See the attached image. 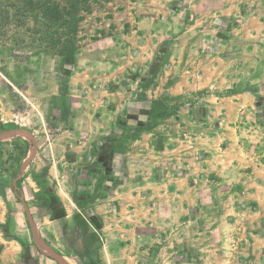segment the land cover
<instances>
[{
    "label": "crops",
    "instance_id": "obj_1",
    "mask_svg": "<svg viewBox=\"0 0 264 264\" xmlns=\"http://www.w3.org/2000/svg\"><path fill=\"white\" fill-rule=\"evenodd\" d=\"M107 3L112 15L105 16V8L96 12L101 18H95L100 24L95 27L96 33L103 29L110 35L101 49L84 48L70 64L78 69L69 71L66 82L84 84L90 92L76 119L55 121L57 134L51 139L46 134V143L32 129L7 126L0 115V145L26 146L13 177L4 172L0 180V264H35L37 256L50 263L57 256L75 260L79 254L69 242H76L82 254L94 253L102 264L134 258L153 246L181 258L179 264H259L264 259V159L258 145L250 149L242 139L251 113L257 114L258 82H246L237 92L206 94L204 102L179 101L163 118L174 142L155 147L142 133L150 131L141 126L155 99H183L204 86L223 85L202 79L221 55L227 58L224 76L232 69L255 72L264 66V0ZM92 4L93 13L98 8ZM222 25L229 30L216 44ZM155 73L154 82L135 86L141 75ZM6 80L0 73V82ZM129 126L142 134L127 136L125 149H119ZM197 126L204 127L205 145L194 154L191 139H183L180 131ZM37 159L47 164L42 179L31 171ZM76 159L83 163V178L74 190L70 181L67 187L64 165ZM97 177L98 186L85 183ZM205 194L220 196L219 202L203 203ZM237 210L243 216L236 219L231 212ZM212 211L239 228L241 238H152L150 232L151 238H134L138 222L149 231L189 222L199 231L200 212Z\"/></svg>",
    "mask_w": 264,
    "mask_h": 264
},
{
    "label": "rangeland",
    "instance_id": "obj_2",
    "mask_svg": "<svg viewBox=\"0 0 264 264\" xmlns=\"http://www.w3.org/2000/svg\"><path fill=\"white\" fill-rule=\"evenodd\" d=\"M107 1L0 0V73L7 78L5 82H0V115L6 119L7 126L32 129L40 139L44 138L48 143L49 139L53 137L52 135L57 134V130L53 129L56 127L55 121L66 122L70 119H76L80 109L85 108L84 104L90 102V92L86 85H71L70 82L66 81L69 71L78 69L75 65L73 66V63L70 64L79 52L84 48L101 49L105 43V37L108 38L110 35L109 32L104 34L103 29H100L102 32L96 33L97 27H95L98 23L95 22V18L96 21L101 18L96 12L105 8V16L112 15L110 12L112 10L111 4ZM72 2H75L77 9H79L76 13L79 16L76 24L70 23L71 17L65 14L64 10H61L66 8V11L72 12L69 8ZM91 3L98 8L93 13L90 10ZM54 5L59 6V14H54L52 9ZM82 6H86L87 10H82ZM98 25L100 24L98 23ZM73 30L76 32L73 33ZM228 30L225 25L219 28L215 34L216 44L220 41L218 39L220 34L222 32L224 34ZM68 37L72 38L77 49L70 55H63L60 51L63 50L62 46L66 44ZM226 59L222 55L215 58L214 70H205L202 76V79H208L210 82H225L223 85L214 83L213 86H204V88H200L192 94L184 95L183 99H179L180 96H162L155 99H162L160 106L155 105L153 107L144 125L141 126L145 131H150L142 133L148 134L147 136H149L155 147H159L164 141H175L173 138L170 139V134H166L169 128L164 124V116L158 115L161 110L169 115L174 111L179 101L184 103L186 100L191 101L193 98L196 100L203 98L202 102H204L206 94L224 95L240 91L248 86L246 82H258L262 91L258 100V109L254 111L257 114L251 113L250 122L246 125L247 131L243 132L242 139L249 142L250 149L251 147L257 149L254 145H258L260 156L264 159V66L260 70H255V72L236 68L224 76V70L221 69L224 68ZM155 77L156 73L148 75V77L141 75L139 78L140 83L135 84V86L143 88L144 85L154 82ZM130 78L135 79L134 76H130ZM200 127H193L192 130L189 128V131L185 129L180 131L183 139H191V149L194 154H197L199 150H203L205 145L203 141L205 130L204 127L199 130ZM141 128L129 126L124 130L119 149H125L127 136L128 138L130 136L140 137L142 134L140 133ZM46 134H48V140ZM185 135H188V137ZM175 136H178L176 132ZM256 139H259L258 143L253 142ZM19 145L18 151H14L12 147L0 145V180H4V172L8 174L11 170H16L19 162H16L15 156L18 157L19 152L24 149L23 143L19 142ZM147 153L148 156L152 154ZM43 163L37 159L31 169L36 175H40V179L46 174L47 164ZM82 164L77 159L66 165L63 164L67 173L64 178L67 187L70 181V183H74L73 189H78L80 180L83 178H81ZM94 179L85 180V183L90 181L93 185L98 186L100 179L98 177ZM219 197L205 194L202 196L201 201L203 203L219 202ZM218 213L220 214V212ZM219 214L215 216L214 211L200 212L199 220L202 228L199 231L189 222L184 223L182 227H157L151 231H149V228L142 227L143 225L140 226L138 222L137 226L140 227L133 226L134 238H151V233H153L152 238H241L239 228L229 227L227 222L219 217ZM241 214L242 212L238 210L231 212V216L236 219L243 216ZM138 215L141 216L142 212L139 211ZM234 222L238 224L237 221ZM114 230L111 229V231ZM93 232L100 238L99 234L96 233L97 231ZM149 232L151 235H148ZM99 233L102 235L101 231ZM69 244L71 247L75 246V253L79 254L78 257L80 258L77 257L73 260L68 257L57 256V260L50 263L47 259L37 256L35 264H102L100 259L94 258V253L82 254L76 242H69ZM92 248V246L89 247V249ZM223 248L225 249V247ZM184 251L189 255L191 253L188 249H184ZM147 252L134 258L114 259L113 264H179L180 261H183L177 256L163 255L164 252H161L159 247L156 246L151 247ZM259 264H264V259Z\"/></svg>",
    "mask_w": 264,
    "mask_h": 264
},
{
    "label": "trees",
    "instance_id": "obj_3",
    "mask_svg": "<svg viewBox=\"0 0 264 264\" xmlns=\"http://www.w3.org/2000/svg\"><path fill=\"white\" fill-rule=\"evenodd\" d=\"M69 8L72 10V12H68V11H66V8H62L61 10H64L65 11V14H68L71 18H70V20H71V22L70 23H72L73 22V24L75 23L76 24V22L78 21V19H79V16H77L78 14H76L77 12H78V10L79 9H77V7H76V4H75V2H72L70 5H69ZM53 9V11H54V14L56 15V14H59V6H57V5H54V7L52 8ZM82 10H87V7L86 6H82ZM71 27H72V25H71ZM74 28V27H73ZM74 32H76L75 30H73V33ZM63 50H61L60 52L61 53H63V55L64 54H68V55H70V54H72L77 48H76V46H74V43H73V40H72V38H70V37H68L67 39H66V44H64L63 46ZM161 102H162V99H160V100H154V101H152V104H151V108H150V113L152 112V110H153V107L155 106V105H158V106H160V104H161ZM149 113V114H150ZM158 115H163L164 117H166V116H168V113L166 114L163 110H161L160 112H159V114ZM24 144V143H23ZM18 146H20L19 145V142H17V141H14V142H12V148H13V150L14 151H18ZM24 149L22 150V151H20L19 152V156L18 157H16L15 156V160H16V162H20V159L26 154V146H25V144H24ZM16 170H11L9 173H8V175L9 176H11V177H13V175L16 173L15 172ZM96 239V238H95ZM47 259H49V258H47ZM50 260V259H49Z\"/></svg>",
    "mask_w": 264,
    "mask_h": 264
}]
</instances>
